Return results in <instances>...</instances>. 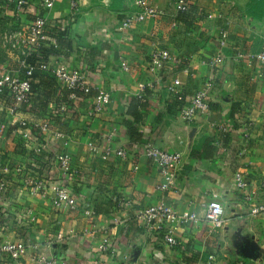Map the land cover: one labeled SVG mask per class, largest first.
Returning <instances> with one entry per match:
<instances>
[{
	"label": "crops",
	"instance_id": "1",
	"mask_svg": "<svg viewBox=\"0 0 264 264\" xmlns=\"http://www.w3.org/2000/svg\"><path fill=\"white\" fill-rule=\"evenodd\" d=\"M27 1L24 13H6L15 16V27L0 28V36L25 28L40 11L36 0ZM175 1L150 0L161 15L122 33L117 29L134 13V0H80L75 13L71 0H56L44 14L48 42L56 40V47L42 49L48 70L35 72L32 109L16 119L47 122L48 129L23 130L0 109V168L9 171L1 177L10 187L0 243L22 238L34 247V256L70 264H206L209 256L214 257L210 264H264V215H251L253 201H245L234 188V176L241 172L258 193L256 202L264 203V73L257 62L235 58L260 50L264 1L184 0V14L176 12ZM220 30L228 39L224 61L215 68L209 64L218 51ZM157 48L176 62L154 75L147 64ZM61 66L82 69L90 92L69 100L70 92L53 76ZM175 78L182 83L181 100L167 90ZM207 81L212 83L208 113L185 121V103ZM139 85L147 88L144 108L135 101ZM99 93L108 94L109 102L96 113ZM63 105L67 110L60 112ZM246 126L250 130L244 140ZM224 128L228 133L221 132ZM146 142L180 154L181 173L171 192L156 190L158 171L140 148ZM89 143L100 145L96 153ZM242 144L247 147L239 157ZM121 148L135 152L134 159L121 161L112 154L103 159L106 149ZM60 154L70 158L67 172L55 166ZM33 163L35 172L50 169L67 186L78 203L75 210L56 209L51 195L24 189L14 170L31 171ZM116 198L126 205L119 209ZM160 201L178 215L198 216L205 205L220 202L223 226L215 230L201 221L175 225L178 245L167 246L137 216ZM25 211H31V219ZM22 264L37 263L25 259Z\"/></svg>",
	"mask_w": 264,
	"mask_h": 264
},
{
	"label": "built area",
	"instance_id": "2",
	"mask_svg": "<svg viewBox=\"0 0 264 264\" xmlns=\"http://www.w3.org/2000/svg\"><path fill=\"white\" fill-rule=\"evenodd\" d=\"M39 3V10L32 21L25 28H18L15 31L3 33L0 36L2 48L9 51L14 56L17 62V70H6L0 65V109L1 112L10 118L23 130L29 132L35 131L43 133L48 129L47 122H27L25 120H17L16 117L21 113H29L32 109L34 95L32 92V85L36 83L34 71L41 73L46 72L47 65L45 63L42 49L48 44L56 47V40L52 43L48 42V24L44 14L49 12L56 2V0H36ZM5 6L10 9L13 14L24 13L28 1L27 0H3ZM80 5V0H71L70 7L72 12H77ZM134 13L125 18L121 23L118 32H125L130 27L142 23L147 19H155L161 15V11H158L150 0H134ZM176 12L184 14L188 11V5L184 0H176L174 3ZM209 18H212L209 16ZM228 35L225 30H220L218 35V51L215 58L210 62L211 67H219L224 61L223 49L227 46ZM34 56V63L30 65L27 62L28 56ZM237 60L255 61L263 68L264 73V38L262 40L261 48L257 53H237ZM171 62H176L172 55L165 49H154L148 59L147 70L157 75L161 73ZM124 70H128L126 65H122ZM55 81L62 85L70 92L69 100L77 98L76 94H88L91 86L88 82L86 74L82 69H69L65 66H61L53 71ZM211 81H207L203 84V87L198 89L185 106L182 109V117L185 121H193L198 116H203L209 111V93L211 90ZM182 83L179 78H175L171 81L167 90L176 95L178 100L182 99L180 95V88ZM146 87L143 85L138 86L135 97L140 102H144L146 98ZM109 102L108 94L99 93L97 97V105L95 112H99V108L102 103L107 104ZM60 112L67 110V106L60 107ZM250 127L246 126L243 132V139L249 137ZM222 133H228L227 129H222ZM242 151L239 152V157L245 154L246 145L242 144ZM100 145L88 144L90 152L96 153ZM102 147V146H101ZM141 152L143 156L149 161L150 165L158 171L160 181L156 190L161 193L171 192L174 187L177 178L181 173V156L178 153L169 152L159 148L153 143L146 142L141 145ZM103 159H107L111 154L121 160L127 161L134 159L135 152L128 151L121 148L115 151L106 149L103 153ZM55 166L60 171L67 172L70 168V158L66 154H60L54 159ZM38 169L36 163H33L32 170L29 171L24 167H16L15 174L20 178L25 190H28L30 194L46 196L51 195L52 205L59 209L66 207L69 210H75L77 208V201L74 195L69 191L67 186L55 180L53 178V171L47 170L45 174H39L34 169ZM136 170V167L133 169ZM9 173L8 168H0V234L5 228V203L9 193V185L5 177ZM234 188L237 192L244 194V200L251 203V215L263 216L264 215V203L256 202L257 192L252 190L249 181L242 175L241 172H237L234 176ZM260 190L264 192V183L260 184ZM116 205L124 207L127 202L122 199H114ZM26 217L31 219V211L24 212ZM138 220L141 225L148 232L160 233L162 242L170 247H176L178 245L175 234L174 226H187L198 222H203L209 225L211 229H220L224 223V207L222 203L214 201L205 205L202 209L201 216H198L194 212H187L183 215H178L173 208L160 201L155 205L148 206L139 212ZM102 250H107L103 249ZM34 247L30 243L22 238L14 241H3L0 243V264H22L25 259H30L37 264H70L64 260L53 261L42 255H35L32 253ZM214 260L213 256H209L206 264H210Z\"/></svg>",
	"mask_w": 264,
	"mask_h": 264
},
{
	"label": "rangeland",
	"instance_id": "3",
	"mask_svg": "<svg viewBox=\"0 0 264 264\" xmlns=\"http://www.w3.org/2000/svg\"><path fill=\"white\" fill-rule=\"evenodd\" d=\"M10 9H8L3 0H0V28H13L15 26V24H13V19L15 16H13V18L7 17L5 16L7 12H9ZM11 12V11H10ZM0 46H1V41H0ZM0 65L2 66V68H5L6 70H17L18 69V65L16 60L11 56V54L4 50L3 48L0 47Z\"/></svg>",
	"mask_w": 264,
	"mask_h": 264
},
{
	"label": "trees",
	"instance_id": "4",
	"mask_svg": "<svg viewBox=\"0 0 264 264\" xmlns=\"http://www.w3.org/2000/svg\"><path fill=\"white\" fill-rule=\"evenodd\" d=\"M263 1H264V0H263ZM255 17H256V16H255ZM29 57H30V58H29V61H28V60H27V61L29 62L30 65H32V64L34 63V56L31 55V56H29ZM35 72H36V73H39V72H37V71H34V76H35ZM32 86H33V85H32ZM135 101H137L138 103L140 102V101L137 100V99H136ZM143 103H144V102H141L140 105H138V107L144 108L145 106L143 105ZM137 109H138V108L135 107L133 110H134V111H137ZM134 116H135V114H134Z\"/></svg>",
	"mask_w": 264,
	"mask_h": 264
}]
</instances>
